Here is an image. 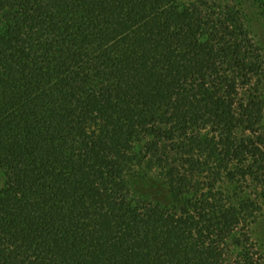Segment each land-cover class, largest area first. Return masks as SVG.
<instances>
[{
    "label": "trees",
    "instance_id": "16d2710c",
    "mask_svg": "<svg viewBox=\"0 0 264 264\" xmlns=\"http://www.w3.org/2000/svg\"><path fill=\"white\" fill-rule=\"evenodd\" d=\"M263 206L264 0H0V264H264Z\"/></svg>",
    "mask_w": 264,
    "mask_h": 264
},
{
    "label": "rangeland",
    "instance_id": "374dc122",
    "mask_svg": "<svg viewBox=\"0 0 264 264\" xmlns=\"http://www.w3.org/2000/svg\"><path fill=\"white\" fill-rule=\"evenodd\" d=\"M253 31L254 33L256 32L254 29ZM250 232H251L252 238L258 243V245L264 251V206H263V212L260 215L257 223L254 225H251Z\"/></svg>",
    "mask_w": 264,
    "mask_h": 264
}]
</instances>
